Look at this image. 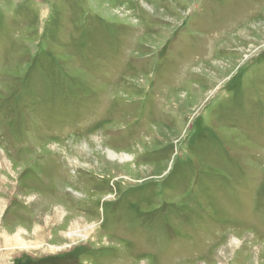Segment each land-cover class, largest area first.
Wrapping results in <instances>:
<instances>
[{
  "label": "rangeland",
  "instance_id": "1",
  "mask_svg": "<svg viewBox=\"0 0 264 264\" xmlns=\"http://www.w3.org/2000/svg\"><path fill=\"white\" fill-rule=\"evenodd\" d=\"M0 264H264V0H0Z\"/></svg>",
  "mask_w": 264,
  "mask_h": 264
}]
</instances>
